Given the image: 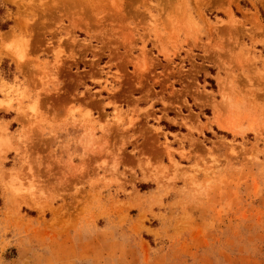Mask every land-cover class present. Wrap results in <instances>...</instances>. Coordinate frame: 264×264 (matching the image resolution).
<instances>
[{"label":"rangeland","instance_id":"374dc122","mask_svg":"<svg viewBox=\"0 0 264 264\" xmlns=\"http://www.w3.org/2000/svg\"><path fill=\"white\" fill-rule=\"evenodd\" d=\"M0 7V264H264V0Z\"/></svg>","mask_w":264,"mask_h":264},{"label":"trees","instance_id":"16d2710c","mask_svg":"<svg viewBox=\"0 0 264 264\" xmlns=\"http://www.w3.org/2000/svg\"><path fill=\"white\" fill-rule=\"evenodd\" d=\"M2 12H3V9L0 7V14H2ZM8 25H9L8 23H6V24L0 23V29L1 30H6Z\"/></svg>","mask_w":264,"mask_h":264}]
</instances>
